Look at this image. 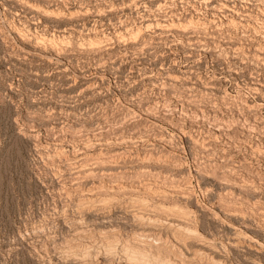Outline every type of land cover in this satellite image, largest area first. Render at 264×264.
<instances>
[{
	"label": "rangeland",
	"instance_id": "374dc122",
	"mask_svg": "<svg viewBox=\"0 0 264 264\" xmlns=\"http://www.w3.org/2000/svg\"><path fill=\"white\" fill-rule=\"evenodd\" d=\"M263 7L0 0V264H264Z\"/></svg>",
	"mask_w": 264,
	"mask_h": 264
},
{
	"label": "bare ground",
	"instance_id": "6f19581e",
	"mask_svg": "<svg viewBox=\"0 0 264 264\" xmlns=\"http://www.w3.org/2000/svg\"><path fill=\"white\" fill-rule=\"evenodd\" d=\"M226 4V3H225ZM224 4V5H225ZM191 5V4H190ZM226 6V5H225ZM230 6H228V8H229ZM195 8V7H194ZM231 8V7H230ZM233 9V8H232ZM226 10V9H225ZM234 10V9H233ZM235 11H237V10H235ZM262 11V19H263V21H264V7H263V9L261 10ZM215 15V14H214ZM227 19V18H226ZM223 20V19H222ZM230 21H234L233 20V18L232 19H229ZM215 21V20H214ZM217 21V20H216ZM225 23V22H224ZM173 24V23H172ZM191 24H192V21H191ZM174 25V24H173ZM175 25H177L178 27H179V23L178 24H175ZM183 25V24H182ZM167 26V25H166ZM186 25L184 24V27H185ZM188 26V25H187ZM169 27V26H168ZM180 27H181V25H180ZM38 32V31H37ZM49 57V56H48ZM189 70V69H188ZM195 71V70H194ZM190 72V71H189ZM170 76H172L173 77V75H170ZM175 77H178V76H175ZM262 84V83H261ZM256 85V84H255ZM252 88V87H251ZM254 89H258V87L257 86H255V87H253ZM147 116V115H146ZM149 117H151L150 119H149V121L151 122V124H153V125H155V126H160V127H162V128H164V126H165V124H169V126H167V128L168 127H173L174 129H176L177 131H179V132H182L183 134H185V132L184 131H182V127L181 126H179V124H178V126L177 125H174L173 123H171L170 121H164V120H161V119H158V118H156V117H153L152 115H149ZM147 118H148V116H147ZM221 120V119H220ZM228 122V121H227ZM231 123V122H230ZM239 123V122H238ZM226 126H228L227 124H226V122H224V121H220L218 124L216 123V126H215V130H216V134L217 133H219V132H221V133H223V132H225L224 130L225 129H227V127ZM173 131V130H172ZM156 136H159V135H156ZM187 136V135H186ZM233 136V135H232ZM231 135H227V138L228 139H230V140H233ZM164 137V136H163ZM153 139H149V141L151 142V143H153V144H156V143H158L159 141H162V139L160 138V137H152ZM245 140V139H244ZM244 140H243V138H239L238 139V141L241 143V142H244ZM163 142V141H162ZM246 143V142H245ZM245 145V144H244ZM252 145V144H251ZM254 148V147H253ZM259 149V148H258ZM97 164V163H96ZM76 183V182H75ZM80 184V183H79ZM114 184V183H113ZM159 250V249H158ZM104 256V255H103ZM132 258V257H131ZM182 258V257H181ZM180 260V259H179ZM178 264V263H177Z\"/></svg>",
	"mask_w": 264,
	"mask_h": 264
}]
</instances>
